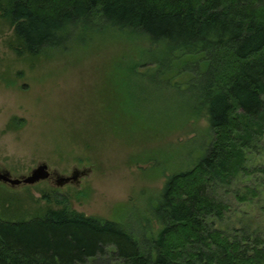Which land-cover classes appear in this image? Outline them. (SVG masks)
Listing matches in <instances>:
<instances>
[{"label":"trees","instance_id":"1","mask_svg":"<svg viewBox=\"0 0 264 264\" xmlns=\"http://www.w3.org/2000/svg\"><path fill=\"white\" fill-rule=\"evenodd\" d=\"M0 17L17 54L39 56L107 29L161 48V66L187 57L189 112L209 129L193 166L165 177L155 226L137 234L67 208L0 218V264H264L263 227H217L231 189L239 203L260 194L235 184L264 136V0H0Z\"/></svg>","mask_w":264,"mask_h":264},{"label":"rangeland","instance_id":"2","mask_svg":"<svg viewBox=\"0 0 264 264\" xmlns=\"http://www.w3.org/2000/svg\"><path fill=\"white\" fill-rule=\"evenodd\" d=\"M17 44L0 17V171L21 178L46 163L52 174L87 173L63 187L55 178L0 183V218L67 208L137 234L155 226L150 213L165 177L193 166L209 142L205 121L189 112L187 57L169 55L161 66V48L107 29L39 56L17 54ZM245 163L235 186L256 187L258 201L239 203L231 189L219 229L247 220L264 228V136Z\"/></svg>","mask_w":264,"mask_h":264},{"label":"water","instance_id":"3","mask_svg":"<svg viewBox=\"0 0 264 264\" xmlns=\"http://www.w3.org/2000/svg\"><path fill=\"white\" fill-rule=\"evenodd\" d=\"M87 171L74 170L71 176L65 177L59 174L56 175L55 184L58 187H63L68 183L78 182L77 179L85 175ZM51 177V172L48 170L46 163H41L32 169L31 173L21 178H13L10 173L0 171V183L10 185L11 187L33 186L39 182H44Z\"/></svg>","mask_w":264,"mask_h":264},{"label":"flooded vegetation","instance_id":"4","mask_svg":"<svg viewBox=\"0 0 264 264\" xmlns=\"http://www.w3.org/2000/svg\"><path fill=\"white\" fill-rule=\"evenodd\" d=\"M2 172H3V171H2ZM56 175H57V174H52V173H51V177H50L48 180H49V181H53V179L56 178Z\"/></svg>","mask_w":264,"mask_h":264}]
</instances>
